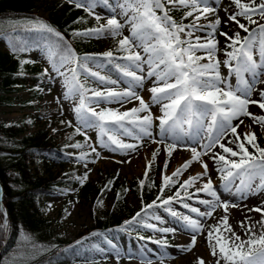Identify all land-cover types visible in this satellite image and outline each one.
I'll use <instances>...</instances> for the list:
<instances>
[{"label":"snow or ice","instance_id":"6c2138e0","mask_svg":"<svg viewBox=\"0 0 264 264\" xmlns=\"http://www.w3.org/2000/svg\"><path fill=\"white\" fill-rule=\"evenodd\" d=\"M68 2L94 16L98 22L101 17L95 12L97 7L107 6L113 13L106 24L82 31L74 30L73 36L96 39L122 37L117 41L115 53L109 50L101 54L78 56L61 33L52 26L38 18H24L28 21L24 30L47 34L45 53L50 69L45 68L43 75L49 76L53 82L56 77L61 78L64 99L74 102L73 111L77 121L75 132L84 136L91 154L99 158L100 153L94 146L99 145L109 152L127 156L136 152L146 138L154 143L164 144L169 157L181 147L191 153L190 159L170 175L162 174L156 199L145 204L131 219L124 222V226L137 225L162 234L183 230L190 234V243L176 247L190 252L196 246L198 236L204 235L201 219L212 218L218 209H222L224 214L209 226L206 234L210 256L216 257L215 264H221V261L223 264H264V200L261 202L262 206L248 209L249 212L261 213L260 220L248 223L251 220L249 216L239 222L246 239L237 234L227 215L230 207L241 206L238 201H245L250 196H264V147L256 143L254 132H237L244 123L243 120L233 124L241 116H252L253 123L264 126V116H253L248 111L250 104H256L264 110V89L258 90L259 100L251 99L256 85L264 84V23L253 19V16L258 15L264 20V0L259 3L256 0H249L248 3L232 0L236 10L228 15V20L235 22L247 35L241 37L239 31L232 36L219 32L220 36L230 41L225 48L231 50L225 51L226 59L223 61L216 58L219 50L216 32L221 25V18L217 15L215 21L200 23L202 19L207 20L209 15L215 14L214 5L218 0H116L115 4H111L110 0ZM177 7L185 9L183 19L191 17L190 23L173 19L169 13ZM238 17L256 27L250 29ZM125 27L128 28L129 35H123ZM52 37L56 39L52 40ZM9 47L14 54L29 50L27 42L16 39L9 43ZM254 55H258L259 59H254ZM29 62L23 60L21 64ZM221 63L228 69L227 77L220 73ZM232 76L236 78L235 85L229 81ZM145 82L151 85L147 89L151 94L149 101H145L139 94ZM132 101H137L138 106L124 111L101 107L105 104H119L123 108ZM152 105L159 106L161 115L153 116ZM156 120L159 121L155 125L158 132L154 136ZM69 124L71 126V122ZM88 129L98 130L97 140L92 143H88L91 139ZM229 133L232 139H227ZM122 136L131 137L135 142L126 143L121 139ZM245 142L254 152L248 150ZM226 145H235L237 150ZM84 146L77 142L65 147L82 149ZM89 154L83 151L79 155L66 153L73 157L74 162H84L83 166L87 171L83 176L77 177L81 185L88 179V172L91 171L88 168ZM157 155L158 152H153L149 164L156 160ZM204 157L212 161V164ZM194 162L199 163L202 171L179 182L180 177ZM167 167L168 162L165 161L163 168L166 170ZM213 172L219 176V186L214 185ZM149 175L146 168L144 176ZM113 183L114 180H110L102 192L110 191ZM177 184L173 194L166 195V189ZM139 185L142 196L145 180L140 179ZM193 188L194 191H190ZM117 196L119 197V193ZM193 200L196 205L203 206V210L189 203ZM174 205L186 209L187 213L178 211ZM149 210L156 211L150 213ZM4 215L6 218L7 213ZM149 220L156 223H150ZM168 224L171 226H165ZM177 224L179 228L176 227ZM0 228H7L6 219ZM139 238L145 239L144 236ZM148 239L151 240V237ZM81 243L82 241H76L77 245ZM152 243L159 248L168 246L164 238L152 240ZM153 254L163 264L167 253L153 250ZM73 255L80 256L81 252L74 251ZM128 258L133 257L129 255ZM116 259H120L118 253ZM85 261L86 264H96L91 257H85ZM147 264H151V259ZM196 264L208 262L197 257Z\"/></svg>","mask_w":264,"mask_h":264},{"label":"rangeland","instance_id":"374dc122","mask_svg":"<svg viewBox=\"0 0 264 264\" xmlns=\"http://www.w3.org/2000/svg\"><path fill=\"white\" fill-rule=\"evenodd\" d=\"M248 2L249 0H242V3ZM259 2L260 0H256V3ZM110 3L115 4L116 0H110ZM214 7L216 8L215 14L209 15L207 20L202 19L200 23L206 24L209 21H215L217 15L221 18V25L216 32V40L219 42V50L216 53V58L223 61L226 59L224 55L225 51L231 50L225 48L226 43H230V41L220 36L219 32L223 31L226 32L228 36H232L234 32L239 31L241 37L246 36L247 33L239 29L235 22L228 20V15L236 10L232 0H218V3L214 5ZM175 9L177 12L174 14L169 13L173 19L185 24L191 22V17L183 19L185 9L180 7ZM225 9L228 11L226 12ZM2 11H5L4 13H6V15H3ZM117 11H119V9H117ZM95 12L101 17L99 22L94 16H90L82 8H76L75 5L69 3L68 0H0V134L12 140L20 139L25 141H31L39 134H47L52 136V138L54 137L57 143H60L61 149L65 154L73 153L74 155H79L81 151L90 153L88 156V168L91 169V171L88 172V180L90 181H98L107 173L115 174L120 179L126 180L132 177L140 178L146 168L153 166L156 179L162 182V174L170 175L176 168L190 159L191 153L189 151L181 147L174 151L171 157H169L164 150V144L154 143L151 139L146 138L136 152L130 153L127 156H122L119 153H112L99 145H94L100 153L99 158H97L95 154H91V149L87 146L84 136L75 132L77 121L75 112L73 111L74 102L71 99H64V88L60 83L61 78L56 77V81L53 82L50 80L49 76L43 75L45 68L50 69L45 53L48 42L45 39L46 34L34 31L38 37L36 42H29L25 38L19 39L27 42L29 50L14 54L9 47V40L2 33V31L8 29V27L14 23L28 25V21L24 18H38L60 32L70 42L72 49L78 56H84L85 54H101L109 50L115 53L117 41L122 37L113 39L108 36L96 39L73 36L74 30L82 31L84 29L97 27L99 24H106L107 19L113 15L108 7L104 5L97 7ZM117 18L120 19V17ZM238 19L241 23L248 25V21L241 17H238ZM253 19L257 20L259 23H264V20L258 15L253 16ZM121 22L123 21L121 20ZM248 26L250 29L256 27L254 24ZM129 34L128 28L125 27L123 35ZM196 35L203 36L204 33H196ZM117 54L122 55V53ZM197 54L203 55V53ZM6 57L7 62H5L2 67L1 63ZM254 59L258 60V55H254ZM23 60L30 62L22 65L21 61ZM203 62L207 61H202V63ZM93 70L97 69L93 68ZM220 73L222 76H228V69L224 67L222 63L220 65ZM112 75L114 78L115 73ZM7 78L10 79L5 82L6 84H3V80ZM83 79V76H81V80ZM229 81L232 85H235V76L229 77ZM91 86L96 87V85ZM150 86L148 82H145L144 88L139 90V94L145 101L150 100L151 94L147 90ZM121 87L124 86L121 85ZM260 89H264V84L258 83L256 85V90L253 91L251 99L259 100L258 90ZM134 106H138L137 101L125 104L123 108H121L119 104L101 105V107H112L120 111L130 109ZM151 110L154 117L161 115L158 105H152ZM248 111L252 113L253 116H264V110L260 109L256 104H250ZM240 120H243L244 123L237 129L238 133L254 132L257 137L256 143H264V126H261L259 123H253L252 116H241L234 120L233 124H238ZM69 122H71V126ZM158 123V120L154 122V136H156L158 132V128L155 127ZM53 129L56 131L54 132ZM87 132L88 136L91 138L88 143L96 141L97 130L88 129ZM121 139L126 143L135 142L128 136H122ZM227 139H232L230 133ZM241 141H243L242 136ZM77 142L85 146L82 149L65 147L66 145H72ZM226 146H231L234 150H237L235 145ZM245 146L250 152H254L252 147L247 145L246 142ZM153 152H158V155L156 160L149 164V161L152 160ZM46 158L48 159V157ZM204 159L210 165L212 164V161L208 160L207 157H204ZM165 161L168 162L166 170L163 168ZM83 164L84 162H74L73 157L67 155V160L64 164H59L50 160L48 166L49 173L57 175L63 171L73 170L77 176H83L87 171ZM32 167L38 174L46 176L49 174L47 165L40 160L33 164L31 169ZM200 171H202V169L199 163L194 162L180 177L179 181L183 182L184 179ZM212 178L214 185L219 186L220 179L216 172L212 173ZM175 187L178 186L175 185L168 188L166 190V195L171 196L175 191ZM190 191H194V188L190 189ZM224 195L227 196L226 193ZM153 200L155 199H150L145 204H149ZM262 200H264V196H250L245 201H238L241 205L240 207L229 208L227 213L229 223L233 226L237 234L241 235L242 239H246L247 237L243 234V229L240 227L239 222L249 216L251 220L248 221V223H254L260 220L261 213L254 211L249 212L248 209L262 206ZM40 201L46 209L45 215L51 223L50 226L53 235L72 240L76 239L77 234L90 222L89 214L93 208L96 207L100 211L110 208L112 205V196L109 191H100L98 193V198L91 201L85 199L81 195V189L78 185H70L64 182L59 184L54 194L45 195L41 197ZM127 201L134 207H137V212L145 205H142L139 198L131 192L127 194ZM189 203H191L192 206H199L195 204L194 200ZM243 205L247 207H243ZM174 207L178 211L187 213V210L181 209L179 205H174ZM199 207L203 210V206ZM152 211L156 210H149L150 213ZM160 212H162V209ZM223 214V210L218 209L217 213H214L212 218L201 219L204 235L198 236L197 244L190 252L181 251L180 248L176 247L178 245L186 246L190 243V234L184 233L183 230L176 233L162 234L137 225H123L120 229L107 230L103 233L84 234L80 239L76 240L82 241V243L77 245L75 241L73 246L79 250L95 254L103 264H147L149 259H151V264H161L160 258L153 254V250L157 253H167L163 264H196L197 257L204 258L208 264H214L206 246L205 238L209 226L215 224ZM168 219L169 221L172 220L170 216ZM148 222L156 223L154 220H149ZM165 226H171V224ZM176 227L179 228V224H177ZM257 227L259 226L257 225ZM140 236H144L145 239L141 240L139 238ZM149 237H151V240L148 239ZM162 238L166 239L168 242L166 248H159L157 244L152 243V240H159ZM117 253L120 255L119 261L116 259ZM129 255L133 258L129 259ZM25 257H28L27 254L22 252L15 253L9 257L8 263L13 264L15 261V264H19Z\"/></svg>","mask_w":264,"mask_h":264},{"label":"trees","instance_id":"16d2710c","mask_svg":"<svg viewBox=\"0 0 264 264\" xmlns=\"http://www.w3.org/2000/svg\"><path fill=\"white\" fill-rule=\"evenodd\" d=\"M4 12L2 11L3 15H6ZM175 12H177L176 9L170 11L172 14ZM26 27L25 24L14 23L2 33L9 43L21 38L36 42L37 35L34 31L24 30ZM45 39L48 41L47 34ZM64 40L70 44L65 37ZM5 62H7V57L2 61V67ZM9 79L3 80V84H6L5 82ZM257 144L264 147V143ZM38 160L47 165L49 173L50 160L64 164L67 155L61 149L60 143L47 134H39L31 141L12 140L0 134V225L5 219L7 221V228H0V237L4 238L0 239V264H9V257L20 252L27 254L28 257L21 260L19 264H86L85 257L95 259L96 264H103L95 254L73 246L75 241L84 234L103 233L107 230L122 228L124 222L137 212V207L127 201V194L133 193L144 205L150 199H156L161 186V182L156 179L153 166L147 168L150 172L149 177L144 176L146 170L140 178L132 177L129 180L107 173L98 181L87 179L81 185L77 180V177L81 176H77L73 170L63 171L57 175L38 174L33 167L31 169V166ZM140 179L145 180L142 196ZM110 180H114L109 191L112 196L110 208L103 211L96 207L93 208L89 214L90 222L77 234L76 239L69 240L53 235L51 223L45 215L46 209L40 201L41 197L54 194L59 184L66 182L70 185H78L81 195L85 199L94 201ZM151 184L155 186L148 187ZM5 212L7 213L6 218ZM206 246L209 250L207 242ZM74 251H80L81 255L74 256ZM211 260L215 264L216 257H211Z\"/></svg>","mask_w":264,"mask_h":264}]
</instances>
